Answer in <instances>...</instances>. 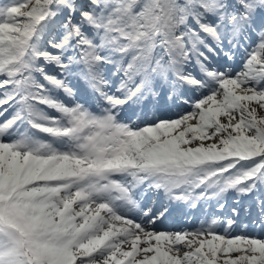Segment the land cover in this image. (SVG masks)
<instances>
[{
    "label": "snow or ice",
    "instance_id": "snow-or-ice-1",
    "mask_svg": "<svg viewBox=\"0 0 264 264\" xmlns=\"http://www.w3.org/2000/svg\"><path fill=\"white\" fill-rule=\"evenodd\" d=\"M0 264H264V0H0Z\"/></svg>",
    "mask_w": 264,
    "mask_h": 264
}]
</instances>
